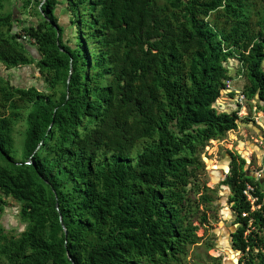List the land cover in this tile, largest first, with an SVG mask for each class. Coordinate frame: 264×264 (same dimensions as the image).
Returning <instances> with one entry per match:
<instances>
[{
	"label": "trees",
	"instance_id": "obj_1",
	"mask_svg": "<svg viewBox=\"0 0 264 264\" xmlns=\"http://www.w3.org/2000/svg\"><path fill=\"white\" fill-rule=\"evenodd\" d=\"M8 1L0 65L42 84L0 70V264H183L211 226L201 156L249 120L218 105L228 82L264 112V0ZM232 167L223 245L264 264V185ZM9 200L20 230L1 221Z\"/></svg>",
	"mask_w": 264,
	"mask_h": 264
},
{
	"label": "rangeland",
	"instance_id": "obj_2",
	"mask_svg": "<svg viewBox=\"0 0 264 264\" xmlns=\"http://www.w3.org/2000/svg\"><path fill=\"white\" fill-rule=\"evenodd\" d=\"M11 4L13 6L11 7ZM18 1L17 0H10L6 4V10L9 9H15L18 6ZM261 13L263 10H261ZM18 13V12H16ZM61 15V19L59 22L61 25L64 26L65 29V39L69 42L72 37L74 36V30L71 29V22H70V15L69 14H63V11H59ZM263 14V13H262ZM214 17V15H212ZM30 16L28 13H25L21 16V20L24 22H29L30 21ZM38 21V19H36ZM32 52L36 50L31 47ZM33 52V54L35 55ZM230 67L233 69V74L236 73V69H238L239 63L237 62V59L234 58L233 60H230ZM0 70L5 72V67L0 65ZM21 71H6V73H13L14 76L12 78L13 83H22V84H27V85H32L33 83L35 84H42V79H41V74L38 71H33L34 73L30 74L31 72L28 71H23L24 75H21ZM235 83L233 84L235 87H228V90L226 92H234V89L238 90L237 93L239 96H234L233 99H239L240 97L246 96L247 94L244 92L246 89L247 85V80L244 77H235ZM230 97H228L225 93L222 95L221 98L218 100V105L221 103L230 101ZM255 99L259 100V97L256 96ZM247 99L243 100V108L240 112V115L242 117H246V119H249L247 122L245 121H240L238 129L235 131H230L227 133V135L222 138V140H212L205 148L204 154H202L201 159L203 161L202 165V170L199 171L198 173V178L201 183H205V185L214 191L213 195L215 196V202L213 205H205V207L202 209L206 212L208 215L209 222L211 223V226L209 228L205 229L201 226L200 223H195L199 227V230L197 232V235L199 237H202L204 240L192 247H189V255L187 258L184 259L183 264H236L238 262L239 258L241 255H238L237 258L234 257V253L232 250H228L223 243L224 239H228L229 236L231 235L230 230H232V225H233V220L234 219H229V211H231V206L229 203V193H227V188L226 185L224 184L225 180L229 176L230 172L232 171V162L230 159V164L228 166V169L222 170L221 166L223 162L224 155L226 153L227 149H233L235 153L237 151L235 148L238 147L236 144L235 138L238 135L237 140L240 137H243V134L245 131H247V134L250 133L249 136V141L245 144V148L247 151H250L252 155V151L250 147L252 145L259 146L260 148L264 147V142L261 143L262 146H260V140L258 138V134L255 129L256 125H258L256 117H260L264 114L263 111H258L253 113V111H250L251 104L253 108H255V105L259 108L258 103L254 104L256 101H246ZM258 102V101H257ZM255 117V118H254ZM256 123V124H255ZM248 124V126H247ZM250 124V125H249ZM246 137V136H245ZM251 145V146H248ZM242 147H239L238 149L242 150V152L245 153V156L247 154V151H245ZM226 149V150H225ZM244 159L241 158L239 159L238 157L234 156V161H237V165L240 168L241 166H247L246 160H244L245 163H243ZM248 169L247 172L254 173L255 178L257 179L260 175L261 177L264 176V168L260 164L258 160L257 155H252V158L248 156ZM258 160V161H257ZM240 164V166H239ZM217 168L219 169L218 171H221L222 175L217 178V181L215 177L213 176V169ZM245 169V167H244ZM259 175V176H258ZM225 188V190H224ZM9 204L7 205V208L5 210L4 216L2 217V223L6 226L7 229L12 230L19 228L22 226L19 222V205L12 201H8ZM230 208V209H229ZM206 209V210H205ZM232 216H234V213L232 212ZM226 225V226H225ZM228 229V230H226ZM18 230V231H19ZM231 252V253H230ZM232 255V256H231Z\"/></svg>",
	"mask_w": 264,
	"mask_h": 264
},
{
	"label": "crops",
	"instance_id": "obj_3",
	"mask_svg": "<svg viewBox=\"0 0 264 264\" xmlns=\"http://www.w3.org/2000/svg\"><path fill=\"white\" fill-rule=\"evenodd\" d=\"M226 103V105H224L223 107H224V109L225 110H229V111H231V110H235L236 108H238V104H237V99H230V101H227V102H225ZM254 104H257V102H255ZM252 109H253V113H255V112H257L258 113V111H262V108L260 109V110H257V105H255V108H253V106H252ZM255 118V117H254ZM256 118H258L257 119V124L258 125H256L257 127H256V129H255V131L257 132V133H259L258 134V138H259V140H261V139H263L264 138V114L262 115V116H260V117H256ZM243 119H246L245 117H243ZM250 122H254V121H250ZM255 123V124H256ZM250 125V124H249ZM247 126H248V124H247ZM246 136V137H245ZM249 136H250V133H248L247 134V131H245L244 132V134H243V137H240L238 140H237V138H238V135H237V137L235 138V140H236V144L238 145V147L237 148H235V150L237 151V153H235V151H233V149H225L226 150V153H225V155H224V158H223V162H222V165H220L221 166V169L222 170H225V169H228V166H229V164H230V158H229V156H230V154H229V151L230 152H232V154L233 155H235L236 157H238L239 159H241V158H243L244 160H246V164H247V166H244L245 167V169H244V167H243V169L247 172V169H248V163H249V160H248V156L250 157V158H252V155L254 154V155H257L258 156V160H259V162H260V164L263 166V168H264V147L262 148H260L259 146H255V145H248V146H251L250 147V149H251V151H252V155H251V153H250V151H247V149L245 148V144L249 141ZM239 147H242V148H245L244 150L245 151H247V154H246V156H245V153L244 152H242V150H240V149H238ZM243 160V161H244ZM257 160V161H258ZM232 161H234L233 159H231V162ZM245 163V162H244ZM239 166H240V164H239ZM219 169H217V168H214L212 171H213V176L215 177V179H216V181H217V178L218 177H220L221 175H222V173H221V171H218ZM247 173H249L251 176H254L255 177V175H254V173H251V172H247ZM258 179H259V181H261V183L264 185V176H262L261 177V175L258 177ZM230 209V208H229ZM231 210V209H230ZM228 212H229V219H234V217L232 216V212L231 211H229L228 210ZM233 222V225H232V230H230V232L232 233V232H234L235 230H236V225L234 224V220L232 221ZM226 226V225H225ZM226 230H228V229H226ZM230 237V236H229Z\"/></svg>",
	"mask_w": 264,
	"mask_h": 264
},
{
	"label": "clouds",
	"instance_id": "obj_4",
	"mask_svg": "<svg viewBox=\"0 0 264 264\" xmlns=\"http://www.w3.org/2000/svg\"><path fill=\"white\" fill-rule=\"evenodd\" d=\"M234 83H235V82H233V83L228 82V85H227V86H228V87H235V86L233 85ZM237 91H238V90L234 89V92L236 93V95L239 96V94L237 93ZM244 99H246V96H243V95H242V97H240V98L237 100V104H238V105L240 104V105L242 106V108H243V100H244ZM246 101H248V99H247ZM252 101H254V100H252ZM255 101L257 102V99H255ZM257 103H258V102H257ZM251 107H252V104H251ZM242 108H241V110H242ZM237 109H238V108H237ZM224 110H225V109L223 108V111H224ZM241 110H240V112H241ZM251 110L253 111L252 108H250V111H251ZM257 110H260V109H258V107H257ZM239 115H240V113H239ZM240 117L243 119V117H242L241 115H240ZM245 118H246V117H245ZM263 142H264V138L260 140V143H259L260 146H262L261 143H263ZM258 176H259V175H258ZM248 186H251V187L254 189V187H253L252 185H250V184H247L246 189H247ZM246 189H245V190H246ZM244 192H245V191H244ZM253 192H254V191H253ZM253 192H251V195H250V196H247V198H248L249 201H251V203L254 204V203H256L257 199L253 196ZM236 227H237V226H236ZM231 256H232V255H231ZM234 257L237 258L238 256H234Z\"/></svg>",
	"mask_w": 264,
	"mask_h": 264
},
{
	"label": "built area",
	"instance_id": "obj_5",
	"mask_svg": "<svg viewBox=\"0 0 264 264\" xmlns=\"http://www.w3.org/2000/svg\"><path fill=\"white\" fill-rule=\"evenodd\" d=\"M253 191H254V189L251 186H248L247 189L245 190L244 194L246 196H250L251 192H253Z\"/></svg>",
	"mask_w": 264,
	"mask_h": 264
},
{
	"label": "water",
	"instance_id": "obj_6",
	"mask_svg": "<svg viewBox=\"0 0 264 264\" xmlns=\"http://www.w3.org/2000/svg\"><path fill=\"white\" fill-rule=\"evenodd\" d=\"M15 11L17 12V9ZM61 220H62V217H61Z\"/></svg>",
	"mask_w": 264,
	"mask_h": 264
}]
</instances>
